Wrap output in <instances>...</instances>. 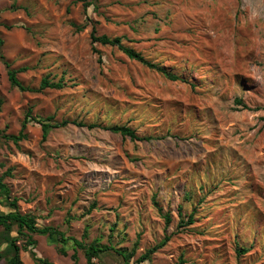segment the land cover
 Returning <instances> with one entry per match:
<instances>
[{"label": "rangeland", "instance_id": "374dc122", "mask_svg": "<svg viewBox=\"0 0 264 264\" xmlns=\"http://www.w3.org/2000/svg\"><path fill=\"white\" fill-rule=\"evenodd\" d=\"M89 1L0 0L3 54L32 89L11 87L0 61V131L17 134L30 110L25 139L0 136V175L10 171L20 211L78 239L87 225V243L134 250L131 264L155 245L142 264H264V0ZM92 28L179 79L91 44ZM46 76L64 86L38 89ZM48 116L151 139L72 123L42 139L32 118ZM178 204L193 224L177 227ZM34 238L37 256L74 264L70 242L61 255L55 237ZM103 261L123 264L113 252Z\"/></svg>", "mask_w": 264, "mask_h": 264}, {"label": "trees", "instance_id": "16d2710c", "mask_svg": "<svg viewBox=\"0 0 264 264\" xmlns=\"http://www.w3.org/2000/svg\"><path fill=\"white\" fill-rule=\"evenodd\" d=\"M84 3V7H87L91 4L89 0H82ZM82 27L77 26L76 29L80 30ZM91 44L100 43L102 45H110L116 46L119 50H121L129 59L135 60L144 66L154 69L157 72L161 73L164 77L169 80L175 81L179 79V76L165 69L163 66L158 63L152 62L146 59L139 51H136L131 46H128L122 42V36H114L109 37L106 34L96 35L95 29L92 28L90 32ZM3 39L0 36V61L4 65L6 69L7 78L11 87H16L20 91H30L32 90L30 87L24 85L22 81L17 77L18 72L25 69V67L21 68H12L10 63L6 60L3 54ZM94 49V48H93ZM64 86V82L59 80L57 82L50 81L49 78L43 77L41 79L40 85L38 89L43 88H62ZM236 103L242 104L240 99H235ZM243 105V104H242ZM30 110L25 115V118L21 124V128L17 134H5L0 131V136L6 140H12L14 143H18V141L26 138V133L24 129L26 127V123L28 122V117ZM32 120L38 122L41 125L42 130V139L46 138L47 131L49 128L61 127L65 126L68 123H72L77 126H86L87 128L100 127L105 130L111 131L113 133L119 134L124 138H129L131 141H143L151 139L149 136H139L136 133V130L127 125H102L100 123H85L77 120H61L60 122L53 121L51 116L45 118H32ZM10 171L6 170V172L0 175V205L6 210L0 209V244H3L4 247L0 250V259L4 258L3 264H23L20 251H27L30 257L39 264H53L49 262L47 259L37 256L34 251V246L36 244V240L34 238L35 234L46 233L50 237H55L59 243L62 245L57 248V251L61 255H66V249L64 245L67 243H71L74 251L71 254V258L74 264L77 263V253L76 250L80 249L83 251L84 258L86 260V264H105L103 261V256L106 254H110L113 252L117 256H119L122 260L123 264H131L130 260L133 256L134 250L127 251L125 248H118L111 244L105 245L101 244L99 239H93L91 242L87 243L85 238L88 235V226L86 225L82 238L78 239L73 236H67L66 233L60 230L57 227L51 225H39L38 217L32 212H21L18 207V199L14 196H11L10 190L7 184L3 181L4 175H9ZM158 205L157 202H155ZM158 210L161 213V216L164 218L166 224L171 221L169 212H162V208L158 206ZM177 215L178 222L177 227H187L193 224L194 211H191L188 214L183 212V208L181 204L177 205ZM159 247V245H155L147 248L136 260V264H142L144 261L150 259L151 254ZM249 249L247 247L240 246L237 248V254L242 255L246 253ZM97 260V262L95 261ZM182 262V259L180 260Z\"/></svg>", "mask_w": 264, "mask_h": 264}]
</instances>
